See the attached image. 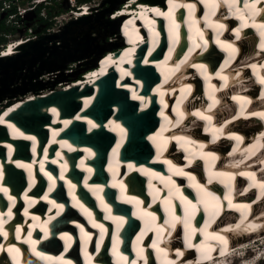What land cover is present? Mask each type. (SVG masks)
Listing matches in <instances>:
<instances>
[{
  "label": "bare ground",
  "instance_id": "1",
  "mask_svg": "<svg viewBox=\"0 0 264 264\" xmlns=\"http://www.w3.org/2000/svg\"><path fill=\"white\" fill-rule=\"evenodd\" d=\"M157 1L161 2V0H126V3H129L126 7V12L131 13V16L126 20L125 25L123 26V30L130 31L138 28V22H133L134 17L133 15H138L140 20L143 21H149L148 27L145 29V34L148 32V30L152 31L153 34L147 35L145 38L138 35L136 39H134L133 43L129 48H127L124 53H120L113 55L112 49L107 50L106 53H98V56H94V59H90V64L88 67L95 66L94 68H90L86 72H90L85 77V83L80 79H76L74 81H71L68 83L66 81H59L56 82L55 85H52L49 81L46 87H43V85L39 83L33 84L31 81L28 83H25L24 80V86L23 88H26L27 85H29L30 92L28 94L24 93L22 94L21 88H17L19 91V95H15L11 98V100L7 101L4 100V102L0 103V123L4 128L7 129V133L9 134L10 140H26L29 142L30 148H28V151H30V154L32 155V160L29 162L28 159L26 161L22 160H13L12 163L17 167L18 171L14 172V176H12V181L14 182V185L20 190H22V193L20 194V198L23 200L21 201L18 197V191L16 189L9 188V186H6L4 184H0V203L1 206L4 207L6 204V210L0 209V234L3 236L8 235V227L11 229L10 231V240L7 242L6 245L0 244V251L5 250L7 254L11 257V259H14L15 264H22L21 261H19V258L21 256V235L24 234V224L18 225L15 227V225L18 224V222L13 218L15 216L18 217V211L20 210L19 206H24L22 210V214L24 219L31 218L33 220V226H36V232L40 234V240L34 239L30 240L28 242L30 247H33L31 250L32 254L36 256L40 261H44L45 264H54L58 262L67 263L68 261L65 259V255L62 256H55L56 249L58 245L53 242L52 238H48V234L54 235L52 233L50 227L52 224L57 223L59 220L55 219L57 216L60 215L61 210L64 208V203L58 202L56 200L55 191L54 188L57 184V180L52 173V169L48 166L57 165L59 169L61 170V173H59L58 181L63 182L66 187H70L74 193H76V183L67 176L66 171L68 170V163L70 162L72 156L70 153H77L79 154V159L76 161V167L78 172H82V184L86 188L87 195L91 201V195L93 196L92 201H96L97 206L101 210L108 211L110 210V206L107 203H104V197L105 195L109 196L113 192L116 194H123L122 196H117L116 199V209H120V207L127 208L131 212V218L132 219H138L140 218L143 224H145V227L138 232V234L135 236L133 242H132V249L134 254H136V257L134 259L129 256L127 250H120V244L122 242V238L120 236L121 230H124V224L127 221V217L121 218L118 216H106L104 223H101L98 220H93L89 215L94 214V210H88L84 205L86 204V200H74L75 205H73L72 209L69 213L65 215L66 217H69L73 213H75L74 217L72 218L70 225H79V235L81 238H83L84 241V248L86 250L81 252L82 257L85 258V264H130L131 261H135L136 264H196V262L199 261V264H215L218 263V260L213 261H201L200 260V253L195 248H189L187 246V241L185 239V228L184 231V245H181V238L180 234H178V224L176 225L177 228L173 229L170 224H165V220L171 221L172 219V212L171 208L173 205L178 206L183 209L184 207L188 209L189 213L191 214L193 209L192 206L188 205L186 201L183 199L184 197H187L189 200L193 201V204L196 205L197 208H203L204 206L201 203H198L199 200L202 198L207 199L209 203V211L205 212L202 210L203 214L196 212L195 218L197 221L194 222L191 226L197 229V232L192 239L193 244H198L200 237L205 236L204 232H201V229H205L206 222L209 223V226L205 229L207 233H216L221 231H218V227H222L225 223L228 224L225 229L232 228V234H234L235 237L239 238L237 241H229V244L231 246L237 244L236 246H241L243 243H246L248 238H253L262 235L264 237V232L262 229H264V196L261 198L260 196L264 194V189H261L259 187V181L261 178H264V156L258 153L253 157V155L263 146L264 144V138L259 139H251L248 135V133L245 132V129H242V131L233 130L230 128L229 130L223 129L219 126V124L213 122V116L211 114H208L210 111L204 113L202 109H195L192 110V114L196 112L203 113L205 116H211V120H205L201 119L200 116L193 115V117L189 118L188 114H185L181 119H187L184 120H178L174 123V121L169 117V111L170 109L175 110V105L172 107L169 106L170 102H168L169 95L173 97H176L177 92L181 91L180 94L187 95L191 89L196 88L195 91H193L189 96V103L190 101H197V99H202V95L198 92H202L204 95H209L211 97L209 108L214 109L217 105V101L221 102L220 104L225 106L226 110L229 109L232 114H235L236 116H240L237 118L234 123H238L241 127L245 128L248 125V128H252L249 130V133H251L254 129H257L256 122L252 121V118L259 119L263 123L262 119H264V116L261 115H254L258 113H264V83L262 84H256V83H249V86H246L248 84V81L245 82L246 79H249V82H251V79L248 77L247 67L250 68L251 72H255L257 77L259 78L258 81L260 82L261 77H264V47H262V44L259 42H264V36H262V31L264 29H261L258 25L261 23H264V11H258L255 16H253L248 9L244 8L243 0H240V3L235 5L232 10L239 9L236 13H229V15H225L222 12V6L225 4L228 6L227 3H225V0H216V3L219 5L218 7H213L209 0H173V3L170 4L169 2L166 3V9H161L162 12H169V10H172L173 19L175 20V25L172 24L171 21L168 22V25L170 27V42L167 43V38H162V40L156 44L157 40H160L162 33L159 29L158 24L160 25L159 21L161 18H165L163 16H153L151 13L152 5H154ZM199 2L206 6L205 10H208L210 8V12H204L203 18L200 17L199 19L197 16H194L191 11L199 7ZM249 3H252V0H248ZM221 4V5H220ZM150 9V12H147L144 8L146 6ZM189 5H195L194 8L190 9ZM81 9H79L76 13V20H79L85 16H88L91 14L90 7L88 5H81ZM142 9H138V8ZM229 7V6H228ZM257 9L264 8V0H260V2L256 5ZM159 8V7H158ZM178 8H186L190 12H188V20L184 23L185 28L187 29V35L188 39L181 38L183 35H185V32L183 30V25L180 22V19L176 16L175 12ZM201 11L202 8L199 7ZM119 9V8H118ZM117 9V10H118ZM152 9H155L152 7ZM217 9V10H216ZM217 11V13H216ZM243 11V12H242ZM154 13V11H152ZM243 13L248 16V18H252L251 21L249 19L247 20H239L241 15ZM113 14V13H112ZM118 15H113L112 17H109V19L105 22L106 24L110 25L111 28H114V19L117 18ZM157 18V20L153 21L152 19ZM232 17V18H231ZM119 18H123V16H120ZM221 18H228V22L230 20H236V24L243 25L239 28H234L233 32L236 33L237 29H239V32L242 33V38L240 39V50L245 52H251L252 51V43L251 40L254 37L253 32L258 31L259 32V38H257V44L261 50H263L262 53H260L256 57H254L253 61L250 62H243L236 64L235 66H231L230 68H225L223 66V69L218 71L216 74H213V67H209V65H205L202 62H199L202 56V59L205 60L208 58L209 62L210 59H213L212 65H214L216 57L214 54L215 46H219L223 53L226 54L227 60H231L235 56V52L239 50V48L235 49L234 43L230 42L228 38L224 35L226 27H228V23L223 24L224 27L221 28L219 25L222 24ZM130 22H133L130 24ZM155 22H157V30L156 31L153 27H155ZM229 23H232L230 21ZM154 24V25H153ZM248 25L247 28L251 29L252 31H245L242 28H245ZM255 25V26H254ZM150 27V28H149ZM212 31V32H211ZM245 31V32H244ZM121 33L118 32V37L121 38ZM211 35H213V39H211ZM175 37V38H174ZM178 37V39H177ZM230 37L234 39L233 35L230 34ZM241 37V35H240ZM91 38V37H90ZM178 40V47L175 53H173L172 56V50L175 46V43ZM29 41H23L22 39H17L14 42H10L11 44L8 46L7 50L2 54L4 57H11L14 56L17 53V49H19L21 46L25 45ZM148 41V44L146 43ZM91 39H87L86 43L87 46L85 47L86 50L92 49V43ZM121 42V41H120ZM170 43V44H169ZM163 46H162V45ZM169 44L170 51L168 54V57L166 59H160L157 61L156 59L152 60L150 59L151 54L155 50V47L159 45L164 48V46ZM148 46V49L144 50V46ZM231 45V47H229ZM237 45V44H236ZM238 46V45H237ZM119 47V46H117ZM116 47V48H117ZM189 48L187 56L191 57H185L180 63L181 58L179 59V56H177V52L180 51L182 48ZM110 48H115V46H112ZM85 50V51H86ZM114 51V49H113ZM138 51V53H137ZM133 52V55H132ZM182 56V55H181ZM251 55L247 56H241L242 58H248ZM133 58H136L139 60V71L130 70V67L133 64ZM187 58V59H186ZM100 61V64H99ZM145 61H148V63H145ZM183 62V63H182ZM81 63V62H80ZM85 64V62H84ZM225 64V63H224ZM177 65L179 67L177 68ZM200 65H203V67H200ZM252 65H256L255 68L252 67ZM37 69V65L35 66ZM34 67V69H35ZM99 67V68H98ZM154 67L158 70V73H160L161 77H165L168 79H171V82L165 83V84H159L157 85L156 78L154 77L153 72L155 75L157 74L155 72ZM117 70L119 74V79L117 82H114L117 88H121L122 90H125V93L128 95H132L134 99L138 100V103H140V108L142 109L143 106L147 107L148 102H153L152 105H156V98L157 103H161L162 108L164 105L167 107L164 111L165 116L169 120L170 123V129L166 131L168 135H166L164 138H169V140H172L171 143L179 148H182L185 157L190 158L191 162L185 163L186 165H176L175 168V175L176 177H173L175 175H171L170 179L166 176H163V173L159 170L160 165H163L161 162L164 158L154 159L151 161V165H131L129 163H125L124 172L125 176L131 174L132 175V181H134V185L136 186L133 190L136 192L137 190L140 191V185L142 184L141 180H135V177L138 176L139 179L143 178V184L146 177V184L145 190H141L140 197L143 199L148 198L147 195L150 196V202L149 205L145 204L142 206V199L138 198V196L134 195L135 192L132 190H126L127 184L125 182V176H120V165L124 162H121L119 159L121 150L119 152V149L121 146H123V142L126 138V128L122 124L121 121H118V119L113 118V113L117 112L118 107L112 105L111 110L108 118L104 121L105 116L107 113L101 112L102 110H107V107L105 106L107 101H115V102H121L124 97H126V94L123 95L124 92H109L107 91L102 98L100 99V102L95 106V96L97 93V89L99 88L97 81L99 80V77L101 75H104L107 71L110 69ZM26 69V68H23ZM4 69H0V73H2ZM18 70L14 73L16 75ZM111 71V70H110ZM166 71V73H165ZM187 72L186 74V80L185 77L182 76V74ZM21 72V71H20ZM28 72H31L30 70H27L25 74H28ZM85 72V73H86ZM22 74V75H21ZM20 77L23 79L28 78L29 76L25 75L23 77V73L21 72ZM54 74V73H53ZM57 77L63 78L64 74H59L58 72H55ZM49 75V74H48ZM199 77L202 78V82L198 81ZM231 77H237V83L242 84V89L238 90V92H234L237 94H234L232 91H229V99L226 97L225 93H220V95H212V93H215L216 84L214 82V79H218L222 83H227ZM173 78V79H172ZM251 78L254 79V74H251ZM175 79V80H174ZM120 80L122 82H120ZM185 80V82H183ZM79 81V82H78ZM116 81V80H115ZM76 82V83H75ZM75 83L74 86L71 84ZM92 85V92L89 95H81L78 93V95L75 97V102L73 100H69L68 98L64 99L63 101L55 100V98L50 100H45L46 102H49L50 104H47L43 106L41 109H35L34 113H29L30 108L25 110L24 115L19 117V121H24V126L29 131H25L24 129L15 126L14 122L11 123L8 120V115L13 111L17 110L18 108H24L26 106V102H33L36 100H40L43 98H50V96L56 92V91H64L68 92L72 88H77L79 90H82L84 88V85L88 87V84ZM156 83V84H155ZM261 83V82H260ZM1 84L3 86V92H16L14 90H11L8 88L6 89L7 85L3 81H1ZM203 84V86H201ZM236 83L232 84L235 85ZM225 85H220V88H223ZM256 86V88H254ZM37 87V88H36ZM41 87V88H40ZM64 88L62 90L61 88ZM116 88V89H117ZM124 88V89H123ZM192 91V90H191ZM243 91H246L242 93ZM256 91V92H255ZM150 92V94H149ZM247 92L248 93H255L256 97L252 98L253 100H249L247 98ZM2 93V92H0ZM14 94V93H13ZM25 96V97H23ZM179 97H183V95H178ZM20 97V98H19ZM22 97V98H21ZM128 97H126L127 99ZM43 101V102H45ZM53 101V102H52ZM127 101H131L130 99H127ZM146 101V103H145ZM161 101V102H160ZM235 101L240 107L241 110L236 112V110L232 107L230 102ZM52 102V103H51ZM59 105V107H63L65 109V113L67 115L60 116V108L56 105V103ZM63 102V103H62ZM174 103V101H172ZM179 103V102H178ZM151 105V106H152ZM95 106V108H94ZM122 107V105L120 106ZM152 106L151 108H153ZM196 107V106H193ZM94 108L96 112H100V119L103 120L102 122L98 121L97 123L92 121L90 118V115L87 113L89 109ZM76 110L73 114V111ZM222 109V107H220ZM169 110V111H168ZM32 111V110H31ZM185 111V108L180 110H176L173 115L174 117L180 116L181 113ZM14 112V111H13ZM33 112V111H32ZM71 112V113H70ZM152 110H147L146 112L139 115L140 117L137 118V125L135 130V137L138 138L139 132L141 130L146 131L147 129L151 128L154 125V117L152 116ZM70 114V115H68ZM73 114V115H72ZM184 114V113H183ZM14 115V114H13ZM79 116L80 119H77L76 117ZM187 117V118H186ZM230 117L227 112H223L221 115V119ZM95 118V117H94ZM178 118V117H176ZM12 119V118H11ZM46 119L51 121L50 124L48 122H44ZM15 122L16 120L13 119ZM42 121L44 124H42ZM91 121V123H89ZM206 121H208V125H206ZM104 122V123H103ZM73 124V127H72ZM202 124V125H201ZM95 125V126H94ZM226 124H223L225 126ZM43 126V127H42ZM201 127V129H200ZM72 130L71 132L79 133L82 137H87L88 139H92V141H97V144H99V147H105L108 142V137L104 136V131L110 132L114 135H118V143L114 147V149L109 153L108 160L111 163H108L105 167L104 176H107L106 180H100L99 182H95L93 180V173L96 166L97 160V153L96 149L93 146H90L89 144H78L72 141L70 138L67 137L66 130ZM199 133L198 138L193 137V135H196ZM180 131H183L188 134H182ZM203 131V133H202ZM240 132V133H239ZM149 132L145 133V140L148 142L152 141L151 138L147 137ZM46 135H48L47 140L43 143L42 148H44V153L40 156L38 155V144L42 143L40 141V138L45 139ZM210 135V148L216 146L219 148V146H223L226 143V138L231 137V143L233 145H236L234 147L233 153H222V157L224 159H229L233 156L236 158L232 159L231 161L235 164L239 163L241 170L240 172L233 174L235 171L230 172H221L218 171L220 168H216V170L209 171V176L211 179L206 180L207 182H203V179L198 176V170L195 171V166L199 164L201 165L202 161H211V165H213L218 158L215 154L212 153V155H209L207 151L200 150L204 146L207 145L203 142L201 144V141H207V136ZM50 136V139H49ZM239 137V139H237ZM159 138H162L159 136ZM253 138V137H252ZM49 139V140H48ZM136 139L131 143V149L138 154L144 155L148 153V149L144 146L143 143H139ZM14 141L12 143H14ZM253 141V142H252ZM256 141V142H255ZM217 142V144H216ZM252 143H256L255 148H251L249 150V153H244L246 148H249L250 146L254 145ZM1 145H5L8 149L14 148L12 146L11 141L2 140L0 142ZM162 144V142H159V146ZM119 145V146H118ZM170 145L167 147L165 152H170V155L172 157L178 158L179 155L175 153L176 148ZM202 145V147H201ZM218 145V146H217ZM28 146V143L26 144V148ZM49 146H51L49 150ZM259 146V149L255 152L256 148ZM25 148V149H26ZM248 148V149H249ZM246 149V151L248 150ZM9 150V151H10ZM49 150V151H48ZM264 151V147H263ZM79 152V153H78ZM238 154L243 155V159L239 160L237 158ZM197 156H200L201 158H196ZM196 158V159H195ZM94 161V163H93ZM255 163V164H253ZM193 165L194 168H191ZM218 165V164H217ZM256 165V166H255ZM163 167V166H162ZM258 168V170H256ZM104 169V167L102 168ZM134 169V170H132ZM132 170V171H131ZM193 171V173H192ZM244 172L245 175H240L239 173ZM255 173V180H253L247 173ZM37 173H40V176H37ZM182 173H187L182 174ZM221 173H232V177L230 181L235 183L234 178L236 175L244 176L246 178H249L251 180V186L246 187L247 191H244L245 198L241 201V199H236L237 197L234 195L232 189V193H230L228 190L225 191L226 196L231 195L232 200V207L228 206V202H224L225 209L223 212V215L216 221L215 226L213 222V215H212V208L213 206L223 202L222 199L219 201L212 200L211 197H208L205 192L201 190V188H198L197 185L202 186L203 189H207L208 193L213 194L215 197H218L214 193L219 192V186H216V183L223 184L224 181L222 178L228 177V176H221ZM27 175V176H26ZM46 176V180L49 182L50 186L48 187V191H46L42 195V200L49 201L48 202V209L45 213V216L42 218V214H38L37 212H34L35 209L38 208V205L41 203L39 197L41 194H38L37 192L33 191V187L35 185V182L40 179L42 181L43 177ZM130 176V175H129ZM181 176H186L188 178V182L185 184L182 182L179 178ZM192 177H195V179H192ZM1 178V177H0ZM128 178V176L126 177ZM168 180V181H166ZM209 180H211V183H209ZM28 182V186H24L25 182ZM70 182H74L75 184H71ZM185 184V185H184ZM230 184H228L229 186ZM227 186V188H228ZM249 188H254L256 191V205L252 207V205L255 203L253 202V197L250 196ZM9 189H11V192H9ZM166 190V194H165ZM213 190L214 193L211 191ZM29 191H31L29 193ZM9 192V193H8ZM147 194V195H146ZM85 198V197H84ZM220 198V197H219ZM51 201V202H50ZM89 201V202H90ZM227 201V200H225ZM241 201V202H240ZM244 201V202H243ZM36 202L38 204L36 205ZM53 202V203H52ZM56 202V203H55ZM139 202V203H137ZM170 202V203H169ZM199 205V207H198ZM243 205H250V208L245 207H236V206H243ZM127 206V207H126ZM152 206V208H151ZM14 207H17L14 209ZM231 209V212L237 214V210L239 215L241 216L239 219V222L235 224L236 221H234V216L231 213H228L227 208ZM249 210H252L251 215H247ZM257 211V215L253 214ZM156 212H160L159 215L156 214ZM147 213H152L156 219L154 220L152 216L147 215ZM234 214V215H235ZM87 215L88 219L94 223L95 225H103V228L98 227L97 230H91V233H87L85 231L84 226V220L81 219L83 216ZM182 215L184 216V212H182ZM204 215V223L202 226H198V223L201 222V219ZM246 215V219H244L243 224H241V220L243 216ZM258 216V217H257ZM90 217V218H89ZM121 218V219H120ZM159 218L162 219L159 221ZM80 220V222H77V220ZM148 220V221H147ZM215 220V219H214ZM87 221V219H86ZM238 221V220H237ZM110 222V223H109ZM115 222L118 227H112L110 224L114 225ZM86 223V222H85ZM3 224L7 225V227H4ZM241 224L240 228H235V225ZM249 224H255L258 225L254 230H245V227ZM166 225L168 227H166ZM214 226V227H213ZM218 226V227H217ZM124 227V228H123ZM160 227V228H159ZM149 228L152 229V231H156L157 233H162L164 229V233L157 234L155 238V243L153 241H150L149 243V237L151 233L149 232ZM159 228V229H158ZM218 228V229H217ZM83 229V231L81 230ZM217 229V230H216ZM175 230V231H173ZM12 231L14 232L12 239ZM113 231V232H112ZM182 231V232H183ZM188 231H191V228L188 229ZM31 232V228H30ZM98 232V239L96 241V254L93 255V252L88 250V246L90 244L91 236ZM114 233V239H113V245L109 249L110 257L108 259V262H104V258L102 257L103 252H100L102 250V242L104 241L105 236L108 233ZM149 232V233H148ZM6 234V235H5ZM225 235L228 239V235L225 233H221ZM146 241L144 239L146 238ZM46 238H48L46 240ZM261 238V237H259ZM12 239V240H11ZM43 241V244L46 246H50V251L52 254H46L41 250L40 244ZM131 241V237L128 240V243L126 244V248L129 247ZM205 241V237H204ZM203 241V242H204ZM163 242L164 245L161 243ZM208 244L214 245L217 247L222 246L217 242L216 240L209 237V239L206 241ZM165 243H168L165 245ZM172 243V244H171ZM218 244V245H217ZM257 242H252L249 245V248L244 249V256L243 257H234L231 260V263L229 264H238L240 261L247 259L248 253L252 252L254 256L257 254L252 251V248L255 247ZM38 245L40 251L37 250L36 246ZM87 247V248H86ZM88 250V251H87ZM121 251H123L121 253ZM183 253V255H180L179 253ZM231 249L228 248L226 250V253H230ZM235 252L232 251L231 255H233ZM37 253H40L41 255H37ZM196 256V260L194 256ZM216 252L212 253L213 258L216 256ZM113 256V257H112ZM252 257V259L255 257ZM65 257V258H64ZM81 257V258H82ZM97 257L103 259V263L97 260ZM93 258V259H92ZM114 258V259H113ZM141 259V260H139ZM34 261H37L33 258ZM72 260V259H71ZM93 260V261H92ZM258 260V259H257ZM257 260H255V264L257 263ZM4 261V262H3ZM3 261L1 260L2 264H8V260L4 257ZM228 262L221 261L219 263L225 264ZM253 262V261H252ZM36 263V262H34ZM29 264V263H28ZM227 264V263H226ZM254 264V263H253Z\"/></svg>",
  "mask_w": 264,
  "mask_h": 264
},
{
  "label": "rangeland",
  "instance_id": "2",
  "mask_svg": "<svg viewBox=\"0 0 264 264\" xmlns=\"http://www.w3.org/2000/svg\"><path fill=\"white\" fill-rule=\"evenodd\" d=\"M64 3L65 6L62 7L60 4V2L58 1H54L52 2L51 6L53 7L52 11L53 14H55L56 11L62 10L60 11L57 15H64L67 14V12L70 9L69 3L66 0L61 1ZM124 4H126V0H90L88 3H85V5H88V7H90L91 10V14L88 16H91V18H88L80 23H78L77 25L73 26L70 30V33L68 34V38H75L77 40H79V42L81 41V38L83 36L89 35L90 37H88L89 39H91V41H93L92 44V49L86 50L85 47L87 46L86 41L87 39H83L80 42V45L76 47H72L70 46L69 49H63L62 52H60L54 60H50V63H55V62H59L60 59H64L66 58V56H68L69 54H76V55H81L82 58L74 63V62H68L66 64V70H64L63 72H60L59 74H64L63 78H58L57 75L55 74V72H51V73H46L43 72L41 75L34 77V75L36 74V72L39 70L35 67L32 68L31 72H28V74L26 73V69H20L19 67H14L13 69H4V71L2 73H0V103L4 102V100H11V98L13 96H17L20 93L18 92L19 90L17 88H21V92L22 94L26 93L28 94L30 92L29 89V85H27L26 88H23L24 86V80L25 83H28L29 81H31V83L33 84H37L39 83L43 85V87H46L49 81L51 82L52 85H55L56 82L59 81H66L68 83L71 81H74L76 79H79L80 77H82V75L88 71L90 68H94L95 66H91L90 68L88 67L89 65H91L90 59H94V56H98V53H106L107 50L113 49L117 50L120 45H121V38L120 36L118 37V32L117 30H115V21L114 22V28H111L110 25L106 24L105 22L109 19V17H112L113 15H115L117 13L118 10H120L121 7L124 6ZM84 5V4H83ZM75 6L76 7H81V5H77V0H75ZM46 7H49L46 6ZM119 8V9H118ZM118 9V10H117ZM113 13V14H112ZM47 14V13H46ZM86 16V17H88ZM62 25H59L58 23H51L50 26H46L45 23H41L38 22H27L26 25H28L29 27H32V31H38L40 32H44L46 30V28L50 27L49 29H51L49 31V34H54V33H58L61 32L63 26H65L67 23L73 21L72 18H62ZM6 28L9 30V35H12V30L10 29L11 26L10 24L6 21L4 22ZM60 28V29H59ZM37 32V33H38ZM54 32V33H53ZM8 33L4 34V38L6 40V42L2 45H5L9 40H14L13 38L15 37H5V35H8ZM18 35L23 34L22 29L18 31L17 33ZM69 44L71 45L70 40H68ZM1 46V45H0ZM112 46H115V48H110ZM119 46V47H117ZM117 47V48H116ZM86 50V51H85ZM69 55V56H70ZM81 62V63H80ZM85 62V64H84ZM38 67V66H37ZM17 71L16 75L14 74ZM15 71V72H14ZM23 73V77L25 75L29 76L28 78H22L20 77L21 72ZM49 74V75H48ZM22 75V74H21ZM29 78H32L31 80H29ZM49 80V81H48ZM1 81H3L5 83V85H7L6 89H10L14 90L16 92H3V86L1 84ZM37 88V87H36ZM41 88V87H40ZM14 93V94H13ZM25 97V96H23ZM20 98V97H19ZM22 98V97H21ZM259 237H263L262 235L257 236V237H253V238H259ZM253 238H248L246 243H243V247L240 250H237L234 252V257H243L244 256V249L249 248L250 243L252 242H256V241H252ZM260 238V239H261ZM245 247V248H244ZM244 248V249H243ZM252 251L254 253H256L257 255L254 256L252 254V252L248 253L247 255V259L240 261V263L238 264H255V260H257L256 264H264V237L262 238L261 241H258V243L255 245L254 248H252ZM262 253V254H260ZM260 254V256H259ZM232 256V257H233ZM255 257V259L252 257ZM233 257V258H234ZM232 260H229L228 262H226L227 264L231 263ZM253 261V262H252Z\"/></svg>",
  "mask_w": 264,
  "mask_h": 264
},
{
  "label": "water",
  "instance_id": "3",
  "mask_svg": "<svg viewBox=\"0 0 264 264\" xmlns=\"http://www.w3.org/2000/svg\"><path fill=\"white\" fill-rule=\"evenodd\" d=\"M91 18V16L83 17L79 20H73L69 23H67L65 26H63L61 32L54 33V34H41L37 37V39L31 40L30 42L26 43L25 45L21 46L19 49H17V53L14 56L11 57H2L0 58V69H13L14 67H19L20 69L26 68V70H32L33 67L36 65L38 66V71L34 75V77L41 75L43 72L46 73H53V72H63L66 70V64L68 62H78L82 56L81 55H68L64 59H60L59 62L50 63V60H54L60 52L63 51V49H69L70 46L76 47L80 45V42L83 39H87L90 37L89 35L83 36L81 38V41L75 39V38H68V34L70 33V30L73 26L77 25L78 23ZM3 19V18H1ZM27 20H31V18H28ZM38 32V31H37ZM68 40H70L71 45L69 44ZM139 63H137V67L135 71H139ZM32 78H29L31 80ZM98 85L100 87V92L98 94L97 101L95 103V106L100 102V99L102 96L107 92H115V89L113 88V76H107L105 78H102L98 81ZM78 95V89L72 88L68 92L64 91H56L54 92L50 98H43L38 99L34 102H27L26 106L22 109H20L17 112V115H24L25 110L30 108L29 113H34L35 109H39L45 101L55 98V100L63 101L64 99L68 98L69 100H73L75 102V97ZM125 100V99H124ZM46 102V101H45ZM63 103V102H62ZM107 104L109 103L106 102ZM106 104V105H107ZM105 105V106H106ZM94 106V108H95ZM63 108V107H62ZM122 115H127L126 122L129 124L131 128V139L132 142L135 137V130H136V121L137 118H139V115L131 114L128 110V105L126 102L123 101L122 103ZM64 109V108H63ZM33 112H32V111ZM131 111V110H130ZM121 115V116H122ZM143 130L139 132L138 138L136 139L139 143H143V137H142ZM99 155L103 156V151L100 148L99 149ZM134 182V181H133Z\"/></svg>",
  "mask_w": 264,
  "mask_h": 264
},
{
  "label": "snow or ice",
  "instance_id": "4",
  "mask_svg": "<svg viewBox=\"0 0 264 264\" xmlns=\"http://www.w3.org/2000/svg\"><path fill=\"white\" fill-rule=\"evenodd\" d=\"M209 2L211 3V5L213 7H218L219 5L216 3V0H209ZM260 2V0H252V3H249L248 0H243V4H244V8L245 9H248L249 12L255 16L257 14L258 11H264V8L262 9H257L256 5ZM169 3L172 4L173 3V0H169ZM225 3L228 4V6L231 8V7H234L235 5H237L238 3H240V0H225ZM190 9L194 8L195 5H189L188 6ZM239 11V9H237ZM151 11H154L156 13V15L158 16H163L167 19H169L173 25H175V20L173 19V15H172V10L170 9L169 12H162L160 9H151ZM241 19H244V16L241 15L240 17ZM243 26V25H242ZM255 26V25H254ZM261 29H264V23H261L260 25H258ZM219 27L223 28L224 25L221 24L219 25ZM237 31V38H239V29L236 30ZM262 36H264V31H262ZM229 47H231V45H229ZM262 47H264V44H262ZM187 59V58H186ZM145 63H148V61H145ZM183 63V62H182ZM179 67V65H177V68ZM200 67H203V65H200ZM253 68L256 67V65H252ZM261 83H264V77H261V80H260ZM193 115H197V116H200L201 119H205V120H211V116H205L203 113H200V112H196V113H193ZM254 115H261V116H264V113H258V114H254ZM77 119H80L79 116L76 117ZM89 123H91V121H89ZM95 126V125H94ZM237 139H239V137H237ZM119 146V145H118ZM209 155H212V153H209ZM182 174H187V173H182ZM240 175H245L246 173L244 172H241L239 173ZM221 176H228V177H232V173H221L220 174ZM247 175H249L253 180H255V173L254 172H251V173H247ZM192 179H195V177H192ZM209 183H211V180H209ZM251 186V185H250ZM198 188H201V190L203 192L206 193V195L208 197H211L212 200H215V201H219L220 198L219 197H215L213 194L211 193H208L207 192V189H203L202 186L200 185H197ZM259 187L261 189H264V178H261V180L259 181ZM245 191H247V189H245ZM186 203L190 206H192V213L190 214L188 209H185V212H184V216H179L176 214L177 212V207L178 206H175L173 205L172 208H171V212H172V219L171 221L169 220H165L164 223L165 224H170V226L172 228H175L177 224L179 223H182L184 228H185V239L187 241V246L189 248H195L199 253H200V260L201 261H213L214 258L212 256V253L213 252H216L218 250L219 252V255L220 256H225L226 254V250L228 248V244H229V241L227 239V237L219 232H216V233H207L205 231V229L209 226V223L206 222L205 224V229H201L200 231L201 232H204L205 233V241L204 242H201L199 244H193L192 243V239L194 238L196 232H197V229L192 227L191 226V221L194 219V216H195V213L196 212H199L200 209L196 207L195 204H193V201L192 200H189L187 197H184L183 198ZM224 200H227L228 201V206L229 207H232V200H231V197L230 196H225L224 197ZM139 203V202H137ZM170 203V202H169ZM198 203H201L203 204L204 206V211L205 212H208L209 211V203H208V200L207 199H204L202 198L201 200L198 201ZM236 207H245V208H250V205H243V206H236ZM224 209H225V205L221 202L215 206H213L212 208V215H213V222H214V219L219 216L221 213L224 212ZM147 215L149 216H152V218L155 220L156 217L152 214V213H147ZM246 215L243 216L242 220H241V224H243V221L244 219H246ZM241 224H237L235 225V228H240L241 227ZM98 227H101L103 228V225H96ZM256 227H258V225H255V224H249L245 227V230L248 231V230H254ZM191 228V231L189 232L188 229ZM83 231V229H81ZM232 228H228V229H225L224 231H231ZM6 235V234H5ZM209 237H211L212 239L216 240L217 242H219L220 245H222L221 247H219V249H217L216 246L214 245H211V244H208L206 241L209 239ZM180 255H183V253H179ZM37 255H41L40 253H37ZM68 264H71V262H68ZM130 264H136L135 261H131ZM196 264H199V261L196 262Z\"/></svg>",
  "mask_w": 264,
  "mask_h": 264
},
{
  "label": "built area",
  "instance_id": "5",
  "mask_svg": "<svg viewBox=\"0 0 264 264\" xmlns=\"http://www.w3.org/2000/svg\"><path fill=\"white\" fill-rule=\"evenodd\" d=\"M61 2L63 0H0V18L5 19L7 21L12 30V35H5L7 37H15L14 40H9L5 45L0 46V58H2V54L7 50L8 46L11 44L10 42H14L16 39H22L23 41H29L37 39V37L41 34H49L50 27L46 28L44 32L32 31V27L26 25L27 22L33 21L37 18H42L46 20L47 14L44 9L40 11V13L36 14L37 7L40 5L51 6L52 2ZM69 3L70 9L67 14L64 15H53L49 20L50 23H58L62 25V18H72L75 20V13L78 11V8H75V0H66ZM31 18V20H27ZM38 22V21H37ZM22 29L23 34L18 35V31ZM60 29V28H59ZM54 33V32H53ZM12 39V38H11ZM5 57V56H4Z\"/></svg>",
  "mask_w": 264,
  "mask_h": 264
},
{
  "label": "trees",
  "instance_id": "6",
  "mask_svg": "<svg viewBox=\"0 0 264 264\" xmlns=\"http://www.w3.org/2000/svg\"><path fill=\"white\" fill-rule=\"evenodd\" d=\"M89 1L90 0H77V5L80 6L82 4L88 3ZM61 4H62V7L65 6L63 2H60V4H58V5H61ZM42 9L45 10L48 18H46V20H43L42 18H37V19L40 22V24L45 23L46 26H50L51 23L49 22V20L51 19V17L53 15H57L60 11H62V10H59V11H56L55 14H53V11H52L53 7L52 6L46 7L44 5H40L37 7V10L35 13L36 14L40 13V11ZM4 22H5V19L0 18V45L4 44L6 42V40L4 38V34L9 32V30L6 28Z\"/></svg>",
  "mask_w": 264,
  "mask_h": 264
},
{
  "label": "clouds",
  "instance_id": "7",
  "mask_svg": "<svg viewBox=\"0 0 264 264\" xmlns=\"http://www.w3.org/2000/svg\"><path fill=\"white\" fill-rule=\"evenodd\" d=\"M75 8H78L77 10H79V9H81L82 7H76V6H75ZM85 17H86V16H85Z\"/></svg>",
  "mask_w": 264,
  "mask_h": 264
},
{
  "label": "flooded vegetation",
  "instance_id": "8",
  "mask_svg": "<svg viewBox=\"0 0 264 264\" xmlns=\"http://www.w3.org/2000/svg\"><path fill=\"white\" fill-rule=\"evenodd\" d=\"M34 21H35V22H37V21H38V19H34V20H33V22H34Z\"/></svg>",
  "mask_w": 264,
  "mask_h": 264
}]
</instances>
